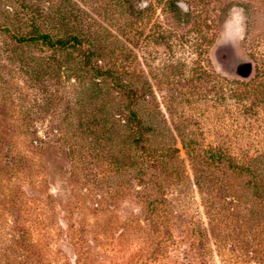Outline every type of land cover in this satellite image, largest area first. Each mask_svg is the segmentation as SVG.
Here are the masks:
<instances>
[{
	"label": "rangeland",
	"instance_id": "374dc122",
	"mask_svg": "<svg viewBox=\"0 0 264 264\" xmlns=\"http://www.w3.org/2000/svg\"><path fill=\"white\" fill-rule=\"evenodd\" d=\"M25 5L142 92L147 146L171 157L118 167L126 100L18 44ZM221 45L250 78L218 63ZM210 150L264 176V0H0V264H264V203L245 176L189 154Z\"/></svg>",
	"mask_w": 264,
	"mask_h": 264
},
{
	"label": "trees",
	"instance_id": "16d2710c",
	"mask_svg": "<svg viewBox=\"0 0 264 264\" xmlns=\"http://www.w3.org/2000/svg\"><path fill=\"white\" fill-rule=\"evenodd\" d=\"M26 16L29 21L30 28L26 35H13L14 40L22 45H40L50 49L53 53L49 59L55 62V54L63 55L62 61L57 62L59 70L65 69L72 73L83 74L92 78L96 82L109 81L114 90H118L124 97L126 103L119 106L113 113V126L122 128L125 132L124 139L118 141L117 154L115 161L118 167L129 166L137 168V172L144 173L138 166L142 164L157 166L164 158L171 157L170 150H157L147 146L149 143L148 133L151 128L144 124L143 120L138 116L134 109V105L138 99L142 98V92L127 87L122 84L115 73L110 69H102L99 65V55L97 49L93 48L94 43L90 40H84L78 34H55L49 28V19L42 11L33 8L32 5H25ZM75 54V55H74ZM75 59V60H74ZM74 63L75 67L69 65ZM36 78L41 77L39 70H33ZM82 76V75H80ZM111 117L107 113L106 120ZM193 158H202L208 166L220 168L226 166L233 173L247 178V186L252 191V196L264 203V176L262 171L252 161L242 163L235 162L231 157L219 150H210L202 154L198 152L194 155L189 153ZM126 162L129 165H126Z\"/></svg>",
	"mask_w": 264,
	"mask_h": 264
},
{
	"label": "water",
	"instance_id": "95a60500",
	"mask_svg": "<svg viewBox=\"0 0 264 264\" xmlns=\"http://www.w3.org/2000/svg\"><path fill=\"white\" fill-rule=\"evenodd\" d=\"M215 57L218 63L231 75L248 79L253 73V66L250 61L240 60L234 55L232 48L221 45L215 50Z\"/></svg>",
	"mask_w": 264,
	"mask_h": 264
}]
</instances>
